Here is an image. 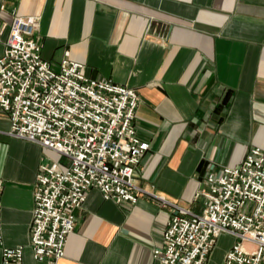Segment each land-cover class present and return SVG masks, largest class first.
Listing matches in <instances>:
<instances>
[{
  "label": "crops",
  "instance_id": "crops-1",
  "mask_svg": "<svg viewBox=\"0 0 264 264\" xmlns=\"http://www.w3.org/2000/svg\"><path fill=\"white\" fill-rule=\"evenodd\" d=\"M14 14L39 18L34 39L52 69L67 58L90 79L135 90L137 136L149 145L136 203L91 189L57 264H157L152 252L174 213L161 199L200 213L195 195L209 174L264 152V0H0L3 40ZM9 129L0 109V257L23 246L24 264H37L35 176L64 159Z\"/></svg>",
  "mask_w": 264,
  "mask_h": 264
},
{
  "label": "built area",
  "instance_id": "built-area-1",
  "mask_svg": "<svg viewBox=\"0 0 264 264\" xmlns=\"http://www.w3.org/2000/svg\"><path fill=\"white\" fill-rule=\"evenodd\" d=\"M38 25V17L14 14L4 40L0 30V109L8 116L9 135L64 159L38 167L29 238L35 263L57 264L75 228L74 211L91 189L105 201L136 203L140 189L134 179L149 145L136 132V91L90 79L83 65L67 58L52 69L34 39ZM1 193L0 181V210ZM199 198L200 213L161 199L174 213L153 260L207 264L218 239L226 235L236 242L222 264H264V152L252 148L238 166L209 174L195 195ZM0 264H24V247L3 248Z\"/></svg>",
  "mask_w": 264,
  "mask_h": 264
},
{
  "label": "rangeland",
  "instance_id": "rangeland-1",
  "mask_svg": "<svg viewBox=\"0 0 264 264\" xmlns=\"http://www.w3.org/2000/svg\"><path fill=\"white\" fill-rule=\"evenodd\" d=\"M235 239L230 236H222L219 238V240L216 243L215 246V255L210 259L208 264H219L220 262V255L231 248V246L235 243ZM246 249L251 250L254 249V247L250 244L244 245Z\"/></svg>",
  "mask_w": 264,
  "mask_h": 264
}]
</instances>
